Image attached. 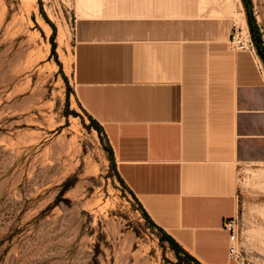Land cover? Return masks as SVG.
<instances>
[{
  "label": "crops",
  "instance_id": "obj_1",
  "mask_svg": "<svg viewBox=\"0 0 264 264\" xmlns=\"http://www.w3.org/2000/svg\"><path fill=\"white\" fill-rule=\"evenodd\" d=\"M234 25L224 0H97L73 27L76 98L148 215L203 264H234L238 164L264 162V59L252 36L230 47Z\"/></svg>",
  "mask_w": 264,
  "mask_h": 264
},
{
  "label": "rangeland",
  "instance_id": "obj_2",
  "mask_svg": "<svg viewBox=\"0 0 264 264\" xmlns=\"http://www.w3.org/2000/svg\"><path fill=\"white\" fill-rule=\"evenodd\" d=\"M224 1L252 36L244 0ZM96 2L0 0V264H203L148 215L74 94V20ZM236 197L239 248L264 264V162L238 164Z\"/></svg>",
  "mask_w": 264,
  "mask_h": 264
},
{
  "label": "built area",
  "instance_id": "obj_3",
  "mask_svg": "<svg viewBox=\"0 0 264 264\" xmlns=\"http://www.w3.org/2000/svg\"><path fill=\"white\" fill-rule=\"evenodd\" d=\"M229 45L233 49H247L253 47L251 36L242 33L240 28L233 26L229 37ZM224 227L229 231L228 256L235 264H254L245 261L238 244V221L237 217L225 220Z\"/></svg>",
  "mask_w": 264,
  "mask_h": 264
},
{
  "label": "trees",
  "instance_id": "obj_4",
  "mask_svg": "<svg viewBox=\"0 0 264 264\" xmlns=\"http://www.w3.org/2000/svg\"><path fill=\"white\" fill-rule=\"evenodd\" d=\"M245 6H246V11H247V19H248V23H249V27H250V32L251 35L253 37V40L256 44L257 50L260 53V55L262 56V58L264 59V45L262 42V39L260 37V33L257 29V25H256V20L254 18V15L252 13V9H251V0H244ZM119 174V173H118ZM121 177V176H120ZM123 179V178H122ZM123 181V180H122ZM170 237V236H169ZM170 239L172 240V243L174 245H177L175 243V241L170 237ZM178 246V245H177Z\"/></svg>",
  "mask_w": 264,
  "mask_h": 264
}]
</instances>
